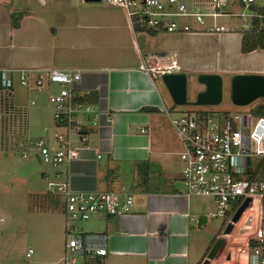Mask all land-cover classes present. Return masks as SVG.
Returning a JSON list of instances; mask_svg holds the SVG:
<instances>
[{
	"label": "crops",
	"instance_id": "1",
	"mask_svg": "<svg viewBox=\"0 0 264 264\" xmlns=\"http://www.w3.org/2000/svg\"><path fill=\"white\" fill-rule=\"evenodd\" d=\"M222 25L226 29L218 32H136L126 22L127 39L126 34L113 28L108 16L81 8L77 16L63 18L60 37L49 36L45 43L34 42L30 46L40 56L20 65H0V68L81 67L78 92H96L94 111L87 116L95 114L96 123L90 127L85 115L77 116L89 126L88 147L81 148L79 156L69 165L52 167L53 172H60L61 178L68 175L74 189H108L122 182L131 186L133 204L129 212L96 215L92 218L97 220L85 228L81 224L82 230L105 236L107 252L103 264H200L219 236L223 241L217 258L224 257V264H232L231 260L234 264H247L248 256L240 257L236 248L231 247L235 244L230 245L237 235L233 228L238 220L227 233L219 230L210 237L199 234L207 221L205 215L213 208L212 199L182 193L178 170L174 167L172 144L176 137L173 132L175 139L170 138L165 130L164 121L169 123V120L160 109L167 106L176 110V107L159 71L154 70L148 76L137 67L141 62L160 65L175 58L179 72L184 73L216 72L221 79L234 73L264 74V49L240 52L243 28ZM159 34H168L172 45L169 47L168 40L158 39ZM210 36L218 48L210 45ZM232 40L236 43L231 44ZM255 54L260 61L255 59ZM9 75L12 83L10 88L0 91V105L2 94L6 93V109L12 113L16 109L8 97L16 83V74ZM157 83L163 92L157 89ZM18 113H22L24 121L20 107ZM33 154L38 160L35 151ZM141 169L145 171L143 180H140ZM131 176L133 180L127 181ZM50 197L54 203H60L57 197ZM227 249L236 255H228Z\"/></svg>",
	"mask_w": 264,
	"mask_h": 264
},
{
	"label": "built area",
	"instance_id": "2",
	"mask_svg": "<svg viewBox=\"0 0 264 264\" xmlns=\"http://www.w3.org/2000/svg\"><path fill=\"white\" fill-rule=\"evenodd\" d=\"M104 3L122 9L128 25L133 29L137 23L143 31L186 32L206 30L218 32L222 24L214 22L217 16L241 17L240 27H250L254 17L262 15L249 8L253 0H103ZM236 6V7H235ZM205 18L211 24L205 25ZM188 19L198 26H193ZM264 25V23H263ZM134 30V29H133ZM148 76L179 71L175 58L160 65L137 66ZM9 73L16 74V81L27 90L46 91L53 107V145L38 137L33 141L39 161L52 166L69 165L79 156L81 148L88 147L89 126L96 123L95 105L75 100L81 67L20 66L0 68V84L4 89L11 86ZM32 102V100L30 101ZM254 107V106H253ZM174 129L181 145L177 151L181 167L178 179L182 193L209 196L213 210L207 216H222L229 220L236 207L246 198L251 222L241 228H251L245 238L249 248L247 264H264V180L253 177L259 160L264 157V114L250 111L209 113L203 109H187L173 113L167 106L160 108ZM86 116L89 126L77 118ZM140 131H143L140 128ZM22 140L17 145L25 156L31 145ZM99 156V154H97ZM47 192L58 198L63 212V246L60 264H103L107 249L105 236L89 233L80 228V222L90 216L112 215L129 212L133 204V193L128 183L122 182L108 189H74L68 175L60 177L55 171L46 182ZM247 211V212H246ZM257 223L254 225V216ZM238 217V218H239ZM239 220V219H237ZM237 222V221H236ZM235 223V222H234ZM254 241L249 246V241ZM31 249L26 251V255Z\"/></svg>",
	"mask_w": 264,
	"mask_h": 264
},
{
	"label": "rangeland",
	"instance_id": "3",
	"mask_svg": "<svg viewBox=\"0 0 264 264\" xmlns=\"http://www.w3.org/2000/svg\"><path fill=\"white\" fill-rule=\"evenodd\" d=\"M253 2L259 5L264 4V0H253ZM81 8L89 9L92 14L98 16H108L112 19L113 28L126 34L128 39L127 21L123 16L122 9L106 4L103 0H0V65H8V63L20 65L31 57L40 56L30 46L34 42L45 43V39H49V36L50 39H52L51 37H60L63 18L77 16L78 10ZM11 12L14 15H21L18 28L14 29L10 22ZM188 21L193 26H198L192 20L188 19ZM241 21V17L235 16L214 17L215 23L224 24L227 27H231L233 24L240 26ZM211 22V18H205L206 26ZM239 26L233 27L238 28ZM157 38L168 40L169 47L173 43V40L168 39L170 38L168 34H159ZM209 40L212 41L210 45L213 49L218 48L213 36H210ZM232 43H236V41L232 40ZM231 44H229L230 48ZM173 55L170 54V56ZM254 57L260 61L257 54ZM150 65L154 66L153 63ZM184 74L186 75V103H172L176 107L173 113L187 109H203L209 113L245 112L250 111L257 103H264V97L260 96L247 104H233L229 92L230 78L225 75L222 76L220 102L195 104L193 103L195 94L203 89V84L197 80V72L186 71ZM157 86V89L163 92L161 84L157 83ZM2 95V109H0V264H60L58 260L62 252L64 238L63 212L60 203L57 204L51 200L46 186L47 180L53 178L55 171L53 172V167L49 163L35 158L33 154L35 148L32 146L33 141L38 137L47 139L53 145V107L48 101L46 91L27 90L17 81L12 87L10 96H7L16 109H13L14 112L11 113L7 110L6 93ZM31 100L34 103L30 104ZM166 102L169 103L168 98ZM19 107L24 111V121L22 113L21 115L18 113ZM164 124L165 130L171 135L170 138L175 139L172 134L174 132L172 125H168L169 123L166 121ZM22 140H30L32 143L26 151V157L20 154L22 148L17 145V142ZM172 145L174 147V167L179 171L181 161L176 151L180 149V144L175 139V144ZM132 180L133 176L128 177L127 181L131 182ZM245 210L247 207L243 211L245 212ZM243 211L241 214H244ZM248 215L247 212L246 217H239L236 225H233V230L237 235L231 239L230 245L235 244L231 247L236 248V251L242 255L240 257H247L249 252V248L245 247V238L252 232L251 228L240 227L251 222ZM92 217L80 222V228L81 224L82 228H85L87 224L97 220ZM205 217L207 221L201 229L202 232L199 233L202 234V237H210L214 232L223 230L228 221L227 217L222 216L205 215ZM257 219L258 217L255 215L254 225L257 223ZM28 249H31L32 252L26 256ZM218 251L209 259V264H213L214 258L218 256ZM227 254L236 255L230 249H227ZM217 259H215V264H224V257ZM230 262L234 264L233 260ZM250 264H254V261L251 260Z\"/></svg>",
	"mask_w": 264,
	"mask_h": 264
},
{
	"label": "water",
	"instance_id": "4",
	"mask_svg": "<svg viewBox=\"0 0 264 264\" xmlns=\"http://www.w3.org/2000/svg\"><path fill=\"white\" fill-rule=\"evenodd\" d=\"M97 1V0H85ZM160 78L174 104L186 103V75L183 72H164ZM197 80L204 85V88L196 92L193 103L215 104L221 100L222 79L216 72H200ZM230 99L233 104H247L257 97H264V75L262 73H234L229 81ZM249 198L246 197L234 210L226 222L223 232L227 233L232 228L242 210L246 207ZM223 241L222 237H216L202 259L200 264H208Z\"/></svg>",
	"mask_w": 264,
	"mask_h": 264
},
{
	"label": "trees",
	"instance_id": "5",
	"mask_svg": "<svg viewBox=\"0 0 264 264\" xmlns=\"http://www.w3.org/2000/svg\"><path fill=\"white\" fill-rule=\"evenodd\" d=\"M250 9L255 10L256 12L260 13L261 17H254L251 25L247 29H243L241 31L240 43H239V50L240 52H248L253 49L261 48L264 49V5H259L252 2L249 6ZM21 15L17 14L14 15L12 12L10 13V22L13 27H18L19 19ZM134 31H141L143 30L137 23L133 25ZM149 32H153L148 30ZM10 88V87H9ZM4 89L3 86L0 84V91ZM75 100L78 102H88V103H96L97 101V94L95 91H88L75 93ZM2 104V103H1ZM0 105V109H2ZM252 112L256 115L264 114V103H257L252 107ZM145 171L144 169L140 170V180L144 178ZM253 177L259 178L264 180V157L259 160L257 165L256 171L253 173ZM254 241H249V246H253Z\"/></svg>",
	"mask_w": 264,
	"mask_h": 264
}]
</instances>
